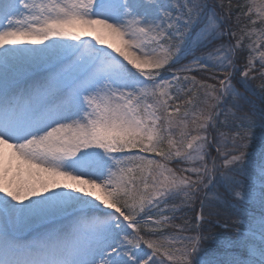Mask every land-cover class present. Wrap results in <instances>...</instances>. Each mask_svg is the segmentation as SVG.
<instances>
[{
  "label": "snow or ice",
  "instance_id": "obj_1",
  "mask_svg": "<svg viewBox=\"0 0 264 264\" xmlns=\"http://www.w3.org/2000/svg\"><path fill=\"white\" fill-rule=\"evenodd\" d=\"M173 6L161 17L155 0H0V264H199L219 215L209 185L264 208V160L251 190L234 187L251 138L232 84L259 79L264 96V0ZM21 60L46 74L9 84ZM236 235L243 254L225 264H264V213Z\"/></svg>",
  "mask_w": 264,
  "mask_h": 264
},
{
  "label": "trees",
  "instance_id": "obj_2",
  "mask_svg": "<svg viewBox=\"0 0 264 264\" xmlns=\"http://www.w3.org/2000/svg\"><path fill=\"white\" fill-rule=\"evenodd\" d=\"M210 7L213 8L214 0H208ZM219 2V0H216ZM225 5H227V0H224ZM233 3V12H238L239 9L235 7L237 4H244V0H232ZM219 14L222 15V12L219 8L216 9ZM205 54L202 51H194L192 53V57L201 56ZM244 53L240 54V63H243ZM190 57V55H189ZM188 57V58H189ZM190 76H196L197 80H204L207 78V73H203L198 69H194L192 73H188ZM212 83L214 81H208ZM233 86L236 88L238 92H240L243 99L240 101V105L243 109L242 112L236 113L237 116L243 117L247 116L248 119L244 121L245 123L250 125L249 137L251 138L249 141V152L251 153V157L258 158L260 153L264 147V138L259 137L258 133L264 134V106L263 101L258 97L259 92V79L255 81H250L248 84H244L241 81L240 77H234L232 80ZM228 100V105H231V99L226 98ZM223 119V117H221ZM228 122L232 123V114L228 116ZM235 123L238 125L241 123L240 120H236ZM213 154H215L213 152ZM246 168L237 171L234 174V180L238 182L234 187L237 190L243 192H248L253 187L250 185L247 186L246 183ZM258 191V187H256ZM205 193H207V197L209 199L214 196L220 197V202L218 206L219 215L212 216L211 218L206 217V225L208 227H203V235L207 236L210 230L218 231V232H231L235 228H242L241 224L236 223L244 214L245 211L250 212H262L264 208L261 207L259 200L255 199L252 202L244 203L238 199H233L229 194L225 187L219 182V179L214 184L208 186L205 189ZM205 193H201V197H204ZM180 222V221H177ZM226 225V228H220L219 224ZM210 229V230H209ZM239 243H233L231 245H225L220 241H215V239H208L203 242L202 251L197 255L196 259L199 261V264H223V254L225 252L234 251L236 255H242L243 249L238 246Z\"/></svg>",
  "mask_w": 264,
  "mask_h": 264
},
{
  "label": "rangeland",
  "instance_id": "obj_3",
  "mask_svg": "<svg viewBox=\"0 0 264 264\" xmlns=\"http://www.w3.org/2000/svg\"><path fill=\"white\" fill-rule=\"evenodd\" d=\"M203 3H206L208 5L207 9H206V12H211L212 11V7H210L209 5V1L208 0H202ZM257 6L260 5L261 3V0H255ZM175 3V0H157L156 4H158L160 6V9L157 10L153 7V11L155 14H159L161 17H163V11L162 10H167V11H170L172 12L173 14H175L176 12V9L175 7L173 6ZM246 3V0H244V4ZM223 14V13H222ZM243 19L242 18V23H243ZM166 23V21H165ZM235 25V16H233V26ZM83 40H90L92 42V44L96 45V47L98 48H103L105 51H109V52H112L111 49H108L106 45H98L96 44V41L91 37V36H83ZM47 43V42H45ZM73 43H76L75 41H70L68 44H73ZM29 47H43V45H39V46H29ZM113 55H116L115 52H112ZM192 55V54H191ZM190 55V57L184 59L182 61L183 64H189L191 63V61L195 58V57H200V56H195V57H192ZM204 55V54H203ZM202 56V55H201ZM130 67V66H129ZM195 69V67H194ZM166 75H168L169 77H171L172 75V72L169 71L168 73H165ZM258 97L260 99H262L263 101V106H264V96L261 95L260 93V90L258 92ZM259 137H263L264 138V134L263 133H258ZM159 159V158H157ZM261 160H264V147L260 153V156L257 158H252L251 157V163L246 165L245 168H246V183H247V186L250 185V187H254V185L252 184V177H253V170H254V166L259 164ZM255 187H258V184L255 186ZM53 192L55 191H60L61 189H55V188H50ZM262 213H264V209L262 212H250V211H245L244 214H242V217L236 222L238 224H241L242 225V228H235L233 229L231 232H218V231H213V230H210V226L209 225H206L204 223L203 227H208L210 228L209 230V233H207V236L211 239L212 237L215 238V241H220L222 243H224L225 245H231L233 243H239L238 246L241 247V244L240 242L237 240V230L243 232L246 230V227H247V223L248 221L252 218V217H259ZM241 221H243V223H241ZM177 223H180V222H177ZM216 224H219L220 228H226V225L224 224H220V223H217ZM38 226H42V225H36L34 226L33 230L36 229ZM233 255H236L234 253V251H231V252H225L223 254V264H225V262L230 259Z\"/></svg>",
  "mask_w": 264,
  "mask_h": 264
},
{
  "label": "bare ground",
  "instance_id": "obj_4",
  "mask_svg": "<svg viewBox=\"0 0 264 264\" xmlns=\"http://www.w3.org/2000/svg\"><path fill=\"white\" fill-rule=\"evenodd\" d=\"M157 0H155V3ZM54 40H61L63 43L68 44L71 40L67 38H53ZM83 40V36L81 38ZM47 43H50V41H46ZM47 72V65H32L28 61H13V63L9 66L7 69V79L8 83L11 85H14L17 82H24L25 80L32 78H40L43 77ZM53 191L49 189L46 193H41V198L45 195H51ZM2 195V194H0ZM35 197H30L29 199H34ZM29 202L28 200L25 201V203ZM66 223L67 221H60ZM45 227V225L38 226L33 231H40Z\"/></svg>",
  "mask_w": 264,
  "mask_h": 264
}]
</instances>
